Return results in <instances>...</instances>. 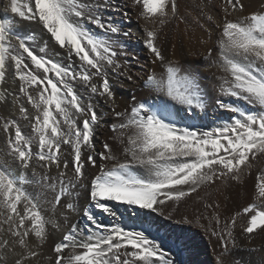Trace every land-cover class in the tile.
Returning <instances> with one entry per match:
<instances>
[{"label": "snow or ice", "instance_id": "obj_1", "mask_svg": "<svg viewBox=\"0 0 264 264\" xmlns=\"http://www.w3.org/2000/svg\"><path fill=\"white\" fill-rule=\"evenodd\" d=\"M222 3L224 16L216 24L220 35L213 61L222 75L214 104L231 115L204 130L192 122L197 110L204 112L208 105L199 72L169 59L159 43L161 29L183 19L178 0H131L145 22L142 43L152 56L151 63L162 69L147 73L143 86L166 99L141 102L133 98L130 110L123 111L116 110L109 73L129 81L133 75L128 61L120 59L127 53L112 37L132 33L121 27L122 21L105 15L118 9L112 0H5L0 12V86L11 69L13 80L19 82L18 92L34 113L19 105L20 117L30 123V134L15 119L0 123L7 137L6 151L0 155V222L15 238L11 246L7 239L0 240V264H7L5 248L17 257L14 264H26L40 254L29 237L41 247L49 238V226L60 229L45 205L55 214L62 200L67 211L79 209L89 224L70 223L65 215L67 230L54 244L47 264H176L170 250L152 236L151 225L129 228L119 222L124 212L118 205L137 216L140 210L145 217L162 216L169 202L175 211L185 198L218 180L241 182L264 157V10L230 19L234 12H243L244 5L241 0ZM202 14L215 23L212 15L203 10ZM18 19L39 24L65 50L68 62L50 57L46 41L37 46L36 33H21ZM212 55L210 49L207 56ZM8 94L0 88V102ZM93 97L109 105L116 118L110 129L112 139L122 146V161L106 141L103 150L95 152L96 129L103 114ZM64 146L69 149L71 170ZM90 167L96 172L89 173ZM78 189L87 191V207L78 205ZM204 206L212 215L201 214L195 222L205 228L200 221L208 220L206 231L221 241L222 252L215 264H238L234 258L225 259L239 247L233 231L237 217H247L243 231L249 235L264 230V168L256 177L255 202L230 221L221 220L218 204L205 201ZM103 216L116 222L107 224ZM178 223L191 225L193 220L185 215ZM17 246L23 251L15 252Z\"/></svg>", "mask_w": 264, "mask_h": 264}, {"label": "bare ground", "instance_id": "obj_2", "mask_svg": "<svg viewBox=\"0 0 264 264\" xmlns=\"http://www.w3.org/2000/svg\"><path fill=\"white\" fill-rule=\"evenodd\" d=\"M243 1L244 11L234 12L229 17L230 19H236L237 17L248 15L252 12L261 11V7L264 3V0ZM112 3L113 5H117L118 9H110L105 15L111 16L114 20L126 17L128 23H126L124 29L130 30L133 34L131 38L129 37L130 39L122 35L112 37L113 40L117 41L118 46H122L121 50L127 53V56H122L120 59L122 63L125 60L128 61L129 73L133 75V80L129 81L124 76H117L114 73H109L110 84L116 94V103L118 105L116 110H130L134 103L133 98H135V101L141 102L166 99V97H161L160 94L151 89L143 87L140 83L144 79L143 77L151 72V69L157 72L162 71L158 64L153 65L151 63L152 56L142 43L145 22L139 17L140 9L138 7H133L131 0H112ZM4 4L5 0H0V12H2ZM178 4L179 16L183 17V22H180L179 19L173 20L166 29L160 32L159 43L164 54L169 59L178 62L181 66L194 68L199 72L201 86L208 94V105L204 112H199L197 110V114L192 122L201 129L210 130L222 121L229 119L231 115L219 109L214 104V98L217 96L219 77L222 75L218 67L213 63L217 57L216 42L220 35V29L216 27V24L222 22L224 16L222 8L224 5L222 0H178ZM202 10L203 13L212 15L215 23L207 21L202 14ZM123 13H127V16H124ZM197 20L199 21L198 23L196 22ZM201 25L203 27H201ZM17 28L21 33H36L37 46L46 41L50 57L64 63L68 62L65 50L56 46L39 24L18 19ZM93 31L99 32V30L94 27ZM210 49L213 52L212 58H208L207 56ZM95 82L99 83V78H97ZM18 83V81L13 80L12 71L10 69L7 75V82L0 86V88L9 93L6 101L0 102V123L4 120L15 119L17 123L20 124L22 131L30 134V123L28 120H24L20 117L19 105L21 103L24 104V106L29 109L30 113H34V109L27 103L26 97H23L22 94L18 92ZM76 87L82 94L87 95L82 85L77 84ZM92 99L96 102L98 112L103 114L101 124L96 129L95 152L99 153L103 150L102 148L98 150L96 146L97 143L100 142L99 139H102L103 142L106 141L113 146L115 154L122 161L125 158L122 155V146L112 139L114 133L106 130V124L116 122V118L111 115L110 106L104 104L101 98L93 97ZM224 99L228 102L240 103L241 106L246 107L243 102L233 101L231 98L227 97ZM14 100L16 101L15 104L13 103ZM6 139L5 133L0 129V155L6 151ZM62 151L65 153V159L69 161V170H71V156L68 155L69 149L67 146H64ZM96 161L97 166H99L101 161L98 155H96ZM262 168H264V157L256 162L250 174L242 177L241 182L228 181L225 183L218 180L214 185L208 187L207 193H210V195L206 196L204 192H201V194H199V192L194 193L193 195H199L197 196L199 202L194 204L196 205L193 209L195 213L192 210L182 213V208L172 211L173 205L169 202L164 207V215L162 216L159 213H151L145 217L143 210H140V215L137 216L131 214L132 210L128 209V212H126V215H124L120 223L126 224L129 228L151 225L150 231L152 236L160 241L165 249L170 250L176 264H215V258L222 252L221 241H219L216 236L211 235L209 231H206L208 220L201 219L200 223L205 225V228H201L195 222V218L201 214H205L208 217L212 215V210L205 208V201L214 206L216 204L219 205L216 211L220 213L222 221H230L237 212L242 213L244 207L255 202L256 177ZM96 170L97 169L94 167L88 169L89 173H95ZM55 172L56 170L53 169L52 175H55ZM202 189L199 191H202ZM29 190L33 191L35 189L30 188ZM77 191L78 205L87 207V191L85 189H78ZM202 196L204 200L199 199V197ZM48 199H51V194L48 195ZM64 203V200H62L61 205L57 206L55 214H52L50 205H45V208L49 209L48 214L51 215L52 219L56 220L61 227L60 229H55L49 226V238L41 247H37L34 238L31 236L29 237V241L33 248L40 254L26 261V264H47V257L53 255L54 244L62 239L63 233L67 230L68 225L64 224L65 215L69 217L70 223H77L80 226L89 224L82 216L79 209L76 212H69L64 207ZM170 212L172 213L171 219L168 217ZM185 215L193 220L191 225L178 223ZM102 219L107 224L116 222L113 218L107 216H103ZM246 223L247 217L245 215L243 216L242 214L237 217V223L233 230L237 245L239 246L236 249L238 250L242 247L247 249L253 246L252 248H254L255 254H252L250 259L246 257L242 258L240 262L237 260V262L238 264H264V230H259L249 235L243 231ZM7 227V225L0 222V240L7 239L11 246L15 238L11 237L10 233H8ZM212 227H215V225L213 224ZM160 229H165L163 231L166 232L161 235L159 233ZM236 249L232 250V256L227 259L234 258L233 255H236ZM3 251L7 253V264H14L17 257L13 252L9 251L8 248L3 249ZM14 251L22 252L23 250L17 246Z\"/></svg>", "mask_w": 264, "mask_h": 264}, {"label": "rangeland", "instance_id": "obj_3", "mask_svg": "<svg viewBox=\"0 0 264 264\" xmlns=\"http://www.w3.org/2000/svg\"><path fill=\"white\" fill-rule=\"evenodd\" d=\"M241 3L244 5V1L243 0H241ZM262 9L261 10H264V3H263V6L261 7ZM245 9V8H244ZM183 18V17H182ZM115 21H117V22H120V21H122V27H123V29L125 28V25H126V23H128V20H127V18L126 17H122V18H119V19H115ZM179 21L180 22H183V19L181 20V19H179ZM170 24V23H169ZM169 24H167V26L165 25V28L163 27L162 29H161V31L163 30V29H166L168 26H169ZM125 31H128V30H126V29H124ZM160 31V32H161ZM132 33V32H131ZM131 36H133V34H131L130 36H128V38L130 37L131 38ZM129 38V39H130ZM151 71H153L152 69H151ZM144 79L146 78V76H144L143 77ZM142 78V79H143ZM144 79L142 80V82H140L141 83V85L143 86V81H144ZM141 85H138V86H141ZM144 87V86H143ZM112 123H114V122H110V123H107L106 125V130H108V131H110L111 132V129H110V125L112 124ZM95 141H96V136H95ZM99 141L100 142H98L97 143V149L98 150H100L101 148H102V143H103V141H102V139H99ZM101 146H100V145ZM96 151V150H95ZM87 155V152L85 153V156ZM214 185V184H213ZM209 186H206L205 188H203L202 189V191H199V194H201V192L203 193H207V191H208V188ZM205 189V190H204ZM194 194V193H193ZM191 195V196H189L186 200H188V201H186V200H183V202L181 201L180 202V204H179V208L178 207H176V210H178V209H181V210H183V211H181L182 213H186V211L188 212L189 210H192L193 212L195 211V210H193L194 209V207L196 206V205H194V204H196V202L198 203L199 202V200H198V197L197 196H199V195ZM194 196V197H193ZM196 196V197H195ZM194 199V200H193ZM185 203H186V205H185ZM192 203H193V205H192ZM183 206H185V207H183ZM188 206V207H187ZM191 206V207H190ZM118 207H119V210L120 211H122V212H124V215H126V212H128V210L126 211L125 210V206H123V205H118ZM185 208V209H184ZM178 212V211H177ZM192 212V213H193ZM195 213V212H194ZM197 214V213H196ZM197 216V215H196ZM244 216V215H243ZM124 218V217H123ZM123 218L121 219V221L123 220ZM120 222V221H119ZM239 226V225H238ZM163 230H165V229H160V231H159V233L162 235V234H164V232H166V231H163ZM163 232V233H162ZM253 246H250V247H248L247 249H245L244 247H242V248H239L238 250L236 249V251H235V253H236V255L234 254L233 256H234V259L237 261H239L240 262V260L242 259V258H248V259H250V257H251V255L253 254H255V250H254V248H252ZM243 249V250H242ZM249 249V250H248ZM252 249V250H251ZM251 252V253H250ZM248 254V255H247ZM239 255V256H238ZM237 257V258H236ZM239 257V258H238ZM228 257H226V259H227Z\"/></svg>", "mask_w": 264, "mask_h": 264}]
</instances>
